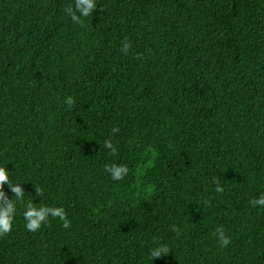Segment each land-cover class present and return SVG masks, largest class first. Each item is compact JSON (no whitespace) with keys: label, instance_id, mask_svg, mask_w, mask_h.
Masks as SVG:
<instances>
[{"label":"trees","instance_id":"1","mask_svg":"<svg viewBox=\"0 0 264 264\" xmlns=\"http://www.w3.org/2000/svg\"><path fill=\"white\" fill-rule=\"evenodd\" d=\"M95 2L81 27L74 0H0V167L71 221L29 232L17 203L0 264H264V0Z\"/></svg>","mask_w":264,"mask_h":264},{"label":"clouds","instance_id":"2","mask_svg":"<svg viewBox=\"0 0 264 264\" xmlns=\"http://www.w3.org/2000/svg\"><path fill=\"white\" fill-rule=\"evenodd\" d=\"M95 0H74V3L65 7V15L68 16L71 21L81 27L84 26V20L82 18H88L91 16L93 11L96 9ZM122 46L120 51L127 55L131 44L128 38L121 42ZM66 104L69 109L72 108L74 104V98L69 96L66 99ZM118 128H113L112 133L118 132ZM104 147L110 150L111 155L117 154V149L113 145L111 139H106L104 142ZM105 171L110 175V178L115 181L122 180L128 174V168L126 165L122 164H105ZM213 184L215 185L214 191L216 193H223L224 188L220 185L218 179H213ZM4 185H8L13 193L12 198H8L6 193L3 191ZM24 189L21 184L12 183L8 176V171L5 167H0V236L7 235L12 231L13 220L16 214L17 203L24 205L23 219L25 221V228L29 232H37L40 230L42 225H45L49 217L52 219H58L61 222V226L64 229H69L71 227V221L67 217L65 209L61 206H37L33 202H24ZM35 194L37 197L43 196L44 190L39 186H35ZM204 204H208V200L203 201ZM249 204L253 207L260 206L264 207V193L259 197H255L249 200ZM173 231H178L177 228H173ZM214 236L217 239L220 247H227L230 243V237L225 234L222 227H217L214 232ZM170 252L167 245L163 243L156 242V246L153 247L149 252L150 259H156L166 256Z\"/></svg>","mask_w":264,"mask_h":264}]
</instances>
